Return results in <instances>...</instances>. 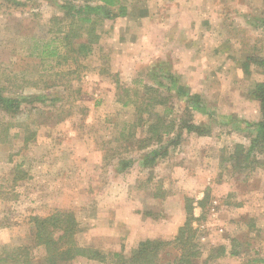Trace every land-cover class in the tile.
Segmentation results:
<instances>
[{"label":"rangeland","instance_id":"1","mask_svg":"<svg viewBox=\"0 0 264 264\" xmlns=\"http://www.w3.org/2000/svg\"><path fill=\"white\" fill-rule=\"evenodd\" d=\"M179 1L125 0L128 15L98 24L91 55L56 66L41 63L32 46L66 24L57 23L62 0H0V87L23 100L14 116L0 111V256L25 247L39 263L33 218L59 211L77 220L79 246L106 256L66 264H116L114 254L128 259L141 241H171L188 198L199 250L192 264H264V170L230 167L233 145L248 146L250 129L222 119H260L247 93L252 82H264V0ZM185 1L192 4L184 8ZM197 7L204 16L192 15ZM153 67L177 75L180 89L199 94L216 118L194 113L211 134L183 132L167 157L148 166L151 148L119 139L137 117L117 99L125 89L133 97L138 83L155 84ZM168 104V118H178L183 99ZM179 254L175 244L165 247L162 264Z\"/></svg>","mask_w":264,"mask_h":264},{"label":"trees","instance_id":"2","mask_svg":"<svg viewBox=\"0 0 264 264\" xmlns=\"http://www.w3.org/2000/svg\"><path fill=\"white\" fill-rule=\"evenodd\" d=\"M124 3L125 0H62L59 8L64 14L57 23L66 21V24L56 29L54 32L56 36L49 42L34 43L32 46L34 56L41 63L51 61L56 66L79 64L92 54L94 46L100 40L98 24L128 15L127 6ZM259 23V27H264V19H260ZM250 60L252 58L247 57L242 67L243 73L247 75H249ZM259 65L264 66L263 63ZM54 66L50 68L53 69ZM148 73L155 84L138 83L139 88L133 90V97L129 93L131 90L125 89L124 94L127 96L125 98L120 96L117 102L123 107L132 106L137 117L134 122L121 130L119 139L135 146L138 151H147L151 148L144 154L143 162V165L150 166L167 157L169 150L180 144L183 132L197 136L211 134V128L208 125L194 122V113L211 120L216 118V114L208 110L199 94L180 89L178 76L169 70L153 67ZM3 90L0 87V111L14 116L23 105V100L18 96H7ZM247 95L258 104L260 119L251 123L229 117L222 118L223 123L228 125L236 124L239 127L244 125V128L250 129L248 146L241 143L234 144L227 161L230 167L237 171L257 167L264 170V160H260L264 157V82H252ZM171 98L183 99V110L178 118H168L173 112L172 105L168 104ZM156 109H161V113ZM144 115L148 118H144ZM138 129L145 133L144 138L137 137ZM2 142L3 140L0 139V145ZM128 166V163L123 164L124 169ZM207 198L208 195L204 196L198 205L204 207L203 204ZM193 201V199H186L184 223L178 228L177 234L171 241L158 239L141 241L135 253L128 259L119 253L114 254V258L117 259L116 264H162V253L165 247L171 244L179 248L180 254L170 264H192L199 254L197 244L194 242L196 232L192 227ZM78 226L74 215L67 212L58 211L43 218H33L34 246L43 248V254L37 264H66L76 258L104 262L106 257L104 254L76 243L75 235ZM221 250L224 251V248L222 247ZM0 264H35V260L27 248L18 247L5 250L3 256H0Z\"/></svg>","mask_w":264,"mask_h":264},{"label":"crops","instance_id":"3","mask_svg":"<svg viewBox=\"0 0 264 264\" xmlns=\"http://www.w3.org/2000/svg\"><path fill=\"white\" fill-rule=\"evenodd\" d=\"M177 1H179V0H177ZM194 1H199V0H194ZM179 2H180V1H179ZM189 4H192V2L185 1L184 8H185L186 6H189ZM190 8H193V6H190ZM171 9H173V7H172ZM180 9H181V6L179 7V5H178V9H177V11H180ZM200 9H201V8H198V7H197L196 10H194L195 12L192 11L193 14H192V12H191V14H192V15H195V14H196L197 16H199V15H201V16L203 15V16H204L205 14H204L203 12L201 13V12H200ZM207 11H208V9H207ZM187 13H188V10H187ZM177 23H178V22H177ZM178 27L180 28V24H179V23H178Z\"/></svg>","mask_w":264,"mask_h":264}]
</instances>
